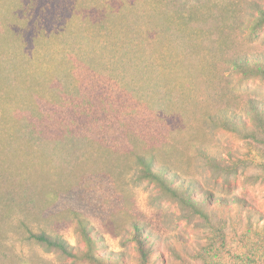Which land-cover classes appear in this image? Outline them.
I'll use <instances>...</instances> for the list:
<instances>
[{
  "label": "rangeland",
  "instance_id": "obj_1",
  "mask_svg": "<svg viewBox=\"0 0 264 264\" xmlns=\"http://www.w3.org/2000/svg\"><path fill=\"white\" fill-rule=\"evenodd\" d=\"M76 1L0 0V49L27 46L26 54L39 58L25 63L23 71L25 79L32 71L33 95L18 91L0 97L7 111L0 114L9 118L8 123L0 119V264H98L75 260L29 237L46 232L81 252L85 244L76 229L78 216L94 227L99 254L121 264H141L132 240L136 224L152 242L154 264H204L197 253L209 234L206 218L183 196L145 178L138 155L154 159L156 168L168 166L183 181L196 179L195 200L210 206L217 197L228 202L209 218L226 223L230 244L245 246L249 227L264 229V132L237 134L206 116L225 106L243 113L247 96L264 104V78L246 79L226 62L217 65L220 54L236 48L264 54V27L255 35L249 23L264 0H179L187 5L168 10L161 0H126L136 1L140 13L155 15L156 31L166 19L185 35L186 49L170 58L169 66L159 67L178 70L174 83H184L164 111L149 107L144 97L114 79L113 71L122 76L124 71L113 70V59L101 46L79 45L89 52L97 49L104 68L69 58L68 36L75 34L77 46L85 31L78 24L81 15H74ZM113 3L121 10L124 0ZM58 16L57 24L48 26ZM40 30H48L45 37ZM161 36L155 52L163 50ZM149 75L150 81L160 79L155 72ZM134 76L143 91L146 76ZM56 79L63 92L48 90ZM53 94L65 100L52 103ZM25 102L39 106L34 116L20 107ZM29 127L36 142L31 143L29 132L25 135ZM235 198L255 214L237 207Z\"/></svg>",
  "mask_w": 264,
  "mask_h": 264
},
{
  "label": "trees",
  "instance_id": "obj_2",
  "mask_svg": "<svg viewBox=\"0 0 264 264\" xmlns=\"http://www.w3.org/2000/svg\"><path fill=\"white\" fill-rule=\"evenodd\" d=\"M76 3V8L79 12L74 15H81V22L78 24H82L80 26H82L85 31L80 32V34L84 33L81 35L80 41L77 42L78 44L76 43L77 46H73V40L74 38L76 39L74 36L75 34L70 33V36H68L67 46L71 49L68 53L69 58L83 63V65H87L88 67L104 68L105 65L103 66L101 64L102 57H97V54H99L97 49L96 51L91 50L90 52L93 53L91 54L89 51L82 49V46L79 45L98 48L101 46L103 53L105 50L111 55L110 58L113 59L111 61L113 70L121 68L124 71V76H122L120 72L113 71L114 79L116 78L121 82L122 85L128 88L135 96L144 97L149 107H153V109L155 107L158 109L160 108L159 111L167 110L169 103L176 99L179 89H183L184 83L180 82V84H178L179 86L174 83L175 79L180 75L178 70L176 71L174 68L167 67V69L160 71L161 68L159 67L161 65L169 66L171 63L169 59H173L176 55L181 53L183 49H186L184 46L185 35L176 30L172 21L170 23L166 19H164L162 25L160 24V27L157 26L159 29L156 31V23H152V19H155V15L145 14V12L143 14L140 13L138 8H141L136 1L127 2L124 0L121 10H115L113 0H77ZM160 4L165 10H168L170 7L183 8L187 5V3L179 2V0H161ZM126 11L130 14L131 11H135V14L132 13V15H130L126 13ZM256 11L257 14L253 16L249 22L250 31L255 33V35L258 33V29L264 27V7H257ZM59 19L60 17L58 16L56 21L54 23H49L48 26L53 27L54 24H57ZM116 21L118 23L117 29L112 32L113 24H115ZM167 23L170 24L168 25ZM40 31V37H45L44 35L47 34L48 30L46 33L43 30ZM158 34L160 36L162 35L161 44L163 45V50L155 52L154 49L156 46H154V44ZM26 47L27 46H9L6 50L0 49V97L2 98H6L7 93L18 91L26 92L28 95L31 94L32 96L35 92L33 90L37 88L35 87L31 90L33 83L29 82V78L32 75V71H29L31 74L29 73L30 75L26 79L23 74L25 63L30 65L33 61L39 60V58H34L36 57L35 55L32 57L28 56L25 52ZM73 47L77 48V50ZM21 49L24 50L21 51ZM173 53H175V56ZM222 62L231 65L243 78H264L263 53L258 54L236 48L220 54L217 65ZM110 71L111 70L108 72ZM148 72H155V75L159 73L157 77L160 79L158 81H150L149 77L151 74L148 77L146 76ZM180 72L185 71H181L180 69ZM139 74L146 76V78L143 79L145 83L143 91L140 90L142 87L135 83L136 78L134 75ZM61 85H63V83L56 79V83H53L52 87L48 90H57ZM48 90L44 92L47 93ZM60 90L63 92L65 88H60ZM228 91V94L233 93L232 90ZM66 94H68V92ZM151 97L157 98L158 101L156 103L153 101L151 102ZM64 100L65 99H63V96L60 94L58 98L53 94L51 99L52 103L58 104ZM20 107L32 111L29 113L31 116H34V112L38 111L37 108L39 106L36 105L35 107L29 102H25L23 106ZM242 107L243 113H237L230 106L219 108L217 111L213 112L209 111L206 119L211 124L237 134L257 136V129H261L264 132L263 102H258L256 99L247 96L244 98ZM6 112L7 111L4 112L0 105V113L3 114ZM1 114V120L5 122L9 120L6 114L3 118ZM244 115L248 117L249 122L253 124L254 128H249ZM17 120L20 119L16 117L15 121ZM27 122L29 123V121ZM2 127L4 126H1V128ZM6 127L5 125L4 129ZM32 128L33 127H29L24 131L26 136H28V132L31 134V143L39 139L36 136L35 130H32ZM4 129L1 130V133ZM138 160L142 165V175L145 178L156 182L175 196H183L197 214L206 218L209 234L205 242L200 245L197 253V257L204 264H264V229L261 231L259 228L251 226L246 234L245 246H236V244L234 246L230 244L226 235V223L222 222L219 224L209 218V214L216 211L219 207H228V202H225L220 197L215 198V206H210L209 203L206 202L207 200L197 201L192 194V191L195 190L194 183L197 181L196 179L193 178L188 181H183L184 179L181 180L176 176L177 174H173L168 166L163 165L161 168H156L155 160L146 155H138ZM175 182H177L176 187L173 185ZM179 193H181V195ZM232 201L237 207L248 210L250 215L255 214L248 205L240 200V198H235ZM76 229L80 239L85 244V248L81 252L75 250V248L62 237L50 235L46 232H30L29 237L75 260H88L98 264H121L118 258L111 260L99 254L97 248V240L99 238L95 234L94 227L87 218L78 216ZM132 240L135 242L137 251L139 252L140 263L154 264V262L151 261L152 242L137 224L135 225V232ZM248 240H253L255 243L248 244Z\"/></svg>",
  "mask_w": 264,
  "mask_h": 264
}]
</instances>
